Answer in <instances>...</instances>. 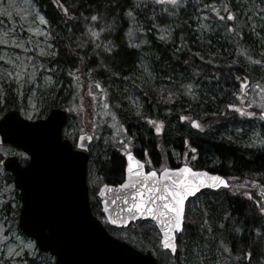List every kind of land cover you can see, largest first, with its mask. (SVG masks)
I'll use <instances>...</instances> for the list:
<instances>
[{
  "label": "trees",
  "instance_id": "1",
  "mask_svg": "<svg viewBox=\"0 0 264 264\" xmlns=\"http://www.w3.org/2000/svg\"><path fill=\"white\" fill-rule=\"evenodd\" d=\"M34 1L48 21L56 50L54 56L34 62L27 71V76L33 81L40 66L56 69V81L48 89L51 96L39 98L44 109L49 111L55 106L66 108L69 112L68 122L71 119V108L77 102L73 97L74 92H81L82 89L85 102L89 109L92 104L94 111L96 101L92 95L106 92L109 107L119 118V123L126 127L132 144L149 148L154 164L161 156L163 161L165 157L169 164H173L169 160V149L183 154L186 150L185 141H188L198 153L197 161L192 164L194 168L230 175L244 181L250 188L264 185V152L257 148L249 149L247 145L219 134L220 128L241 125L245 121L239 112L227 105L234 104L246 109L250 101L257 98L247 94L241 96L240 81L236 77L248 76L250 83L259 82L264 87V63H255L264 60L256 56L250 22L237 13L241 10L238 0H200L192 8L191 0H181L185 4L171 10L170 14L155 12L157 3L154 1ZM213 4L220 16L225 17L224 6L227 5L236 13V19L221 20L211 7H204ZM184 5L185 9L182 8ZM193 7L200 9L195 13ZM188 10L191 16H188ZM129 11L131 15H128ZM202 13L204 17L199 16ZM93 15L99 16V19L92 21ZM154 15L156 17L152 20ZM151 23L153 29L147 25ZM157 23L163 24L162 30L154 28ZM229 25L233 27L231 32L228 31ZM215 26L217 29L213 30L211 27ZM101 29L104 31L101 32ZM91 31L99 35L93 37ZM109 47L110 52L106 50ZM248 56L252 57L251 61L247 59ZM140 58L147 61L149 71L174 78L182 74L183 85L191 84L193 87L190 91L195 90L198 94L189 95L187 90L185 97L184 93L175 89L159 91L152 84L148 85L145 72L138 68ZM87 71L89 74L85 73ZM141 72L142 83H131V78ZM124 86L131 88L133 95L140 100L138 110L125 101ZM2 89L0 115L8 109L20 111L25 106V96L19 99L13 84H3ZM251 89L248 88L249 91ZM169 93H173L171 99ZM180 113L194 117L203 125L204 130H194L181 122ZM156 121L163 123V131L160 133L155 131L156 125L153 122ZM215 124L219 126L214 128ZM4 147L0 146L1 151ZM101 150L99 153L103 155L91 156V167L97 170L106 183H119L124 169V158L119 148L109 144L108 149L104 147ZM2 158L3 154L0 162ZM19 160L26 162L23 156ZM0 179L7 182L9 195L12 193L19 198L12 185V177L2 172ZM254 180L257 181L255 185L252 184ZM211 195L213 200H205L204 210L186 211V242L178 236V250L172 264H184L185 258H192L193 244L203 246L213 254L217 243L230 249L227 256L229 264H264V214L258 210L261 203L245 196L241 198V194L234 196L230 192ZM91 207L109 230H115L103 221L98 200H91ZM18 210L19 205L13 208L6 199L0 203V218L4 223L10 219L16 222ZM10 213L13 214L9 218ZM140 223L135 225L139 226ZM143 232L140 230V233ZM146 234L142 235L140 248L144 249L151 242L160 261L169 259V254L159 246L158 235L151 232ZM245 253H251V256L244 259ZM40 255L42 253L36 251L31 258H16L11 264H37ZM0 264L9 263L0 259Z\"/></svg>",
  "mask_w": 264,
  "mask_h": 264
},
{
  "label": "rangeland",
  "instance_id": "2",
  "mask_svg": "<svg viewBox=\"0 0 264 264\" xmlns=\"http://www.w3.org/2000/svg\"><path fill=\"white\" fill-rule=\"evenodd\" d=\"M142 1H155L157 3V6L154 9L155 12L161 11L165 12L166 14H170L171 10L178 9L182 4H185V2L181 0H179L178 4L176 5H172L170 3L160 4L157 2V0ZM199 1L200 0H191L190 7L192 8V6ZM11 2L16 5V9L18 11L7 9V11L12 12L11 18H8L4 14L0 13V40L8 41V43H0V96H3V84H13L14 92L17 97L20 99L21 97L25 96V106L20 109L22 116L29 120H35L36 118H39L48 112L46 108L44 109L39 98H44L47 95L51 96V93L48 91V89L56 81L54 76L56 69L49 66H40L39 70H37V73L34 75L33 81H31L30 77L27 76V71L34 62H40V60L45 57L54 56L56 50L51 40L52 33L49 29L48 23H41V21L36 16L37 11L40 15H43V13L39 10L37 3L34 0H11ZM8 3L9 0H0V4L5 6ZM237 4L239 8H241V10L239 9L240 11L238 10L237 13L243 15L250 22L251 38L253 45H255L254 50L256 52V56L262 57L264 60V11H261V9L264 8V5H261L259 0H238ZM182 8L185 9V5ZM191 8L188 9L191 10ZM199 9L200 8L198 7L194 8V12L197 13ZM189 10L187 11V14L188 16H191L192 14ZM199 16L204 17L203 13ZM153 17L156 16H152V20ZM147 25H150L153 29V23ZM162 25L163 24L157 23L154 28H156V30H162ZM135 28L137 29L139 26ZM135 28L133 29V32H135ZM211 28L213 30L217 29L216 26ZM6 33L7 35H5ZM21 43L23 44V47H18L17 45ZM42 52L46 54L42 55ZM142 60L143 59L140 58L138 68H140V71L145 72L144 77L147 80L148 85L152 84L159 91H169L171 89H175L181 93H184V96L187 97V89L181 82L182 74H178L176 78L172 76H163L160 73L149 71V67L146 65L147 61ZM7 73H15L19 75L20 81L9 79ZM85 73L89 74L88 71ZM142 77V72L140 75L135 74L133 78H131L130 82L137 83ZM141 83L142 82L140 81V84ZM123 90L126 95L125 101L133 109L138 110L140 108V100L133 95L131 91L132 89L128 88V86H124ZM82 92L83 91L81 89V92L78 90L76 93H73V97L77 99V102L71 108V119L66 122L65 126L63 127V135L75 143V138L79 133L78 131H81L80 129L83 130L86 126L89 127L91 130L90 132L92 133V141L89 146V151L92 155H103V153L101 154L99 152H102L101 149L104 147L108 149L109 144H111V146H116L119 148V150L124 145L129 144L128 136L124 134L122 130L124 128H121L119 118L109 107V98L107 93L101 91L99 94L92 95L94 101H96V109L94 111L92 104H90L91 109H89V105L85 102L86 99L82 95ZM191 93L192 95L198 94V92L195 90H192ZM246 93L248 96H251V98L252 96L253 98L257 97L251 101L249 110L245 109L246 111L255 112L256 109L264 110L257 106L259 103L264 102V100H262L264 93L260 92L259 89H251L250 91L247 89ZM253 101L256 103H253ZM181 116H185V114L180 113L179 117ZM190 120L191 119H180V121L184 122L186 125L191 124ZM217 124H215L214 128ZM195 129L199 130L200 132L204 130L203 128ZM219 134L242 145L253 146L255 148H257V146H264L255 143L256 140L264 139V125L261 124L259 117L245 116V121L241 125L224 126L222 129L220 128ZM169 150V155H173L177 161L178 159L176 158V152L172 151L171 149ZM2 154L3 158L9 154H13L18 158H22L23 156L21 151H16L8 147H4L2 151L0 148L1 157ZM158 160H160V158ZM2 172L4 171L2 170L0 162V175ZM6 184L7 182L5 179H0V196L2 197L0 203L8 199L13 208L16 205H19L20 207L19 198H17L16 195L12 193L9 195ZM87 184L88 187L93 186L94 189V193L89 195L90 200H98L96 191L100 185V177L97 170L91 166H88L87 170ZM205 200H213V195L200 194L195 199L190 200L188 202V206L192 211L204 210L203 204ZM12 214L13 213H10L9 218L12 216ZM16 223L17 221L13 222L11 219L8 220L7 223H4L0 218V227L3 229L0 231V259L1 261L8 262L9 264H11V261L13 262L16 258H31L33 255H35L36 251H38L34 240L22 234L17 229ZM154 229L155 228L152 222L144 221L140 223L139 226L134 225L126 229L113 231V233L119 234L122 238L126 239L125 241H129L133 245L142 246V235L144 233L149 234L150 232L154 235L156 234ZM140 230H144V232L140 233ZM186 238V232H183L181 239H184L183 241L186 242ZM29 243L33 244L32 249L24 247ZM198 246L200 247V250ZM9 248L14 249L12 256L7 254ZM147 248L151 250L157 259L159 258V254L154 249L151 242H149ZM22 249L23 251L21 255H15L16 252H21ZM192 250L194 251V256L192 258H185L184 264H229L227 261V256L229 253L224 252L222 244L217 243L215 249L213 250V254L209 253L207 249L200 245L193 244ZM172 259L173 257L170 256L169 259H164L160 261L159 264H172ZM37 264H53V256L49 255L48 253H43L38 257Z\"/></svg>",
  "mask_w": 264,
  "mask_h": 264
},
{
  "label": "water",
  "instance_id": "3",
  "mask_svg": "<svg viewBox=\"0 0 264 264\" xmlns=\"http://www.w3.org/2000/svg\"><path fill=\"white\" fill-rule=\"evenodd\" d=\"M66 119L67 113L61 107L52 108L44 118L36 120L25 119L14 109L0 116V145H9L28 156L24 165L13 155L2 161L19 195V230L34 240L39 251L53 256V264H158L149 250L143 253L111 236L93 215L86 183L91 141L87 137L91 136L88 133L78 135L73 147L62 137ZM81 137L86 138L81 140ZM81 143L84 147H78ZM124 160L121 182L102 184L97 190L101 212L113 227L149 219L159 231L153 218H132L127 211L135 198L131 188H119L129 178L127 153ZM104 185L112 186V190L105 189L101 194ZM117 196L126 197L127 202L120 199L113 204ZM113 219L116 223L111 222ZM161 238L162 233L160 241Z\"/></svg>",
  "mask_w": 264,
  "mask_h": 264
},
{
  "label": "snow or ice",
  "instance_id": "4",
  "mask_svg": "<svg viewBox=\"0 0 264 264\" xmlns=\"http://www.w3.org/2000/svg\"><path fill=\"white\" fill-rule=\"evenodd\" d=\"M158 3H170L172 5L178 4L179 0H157ZM261 5H264V0H259ZM204 7H211L213 12H216L217 16L220 17L221 20L225 18L229 21H234L236 19V13H234L227 5L224 6V10L226 12L225 16H220L219 11L213 5H204ZM7 9H16V5L9 0V3L5 6L0 4V13L4 14L8 18L12 17V12L7 11ZM18 11V10H17ZM67 12V9H64ZM264 11V8L261 9ZM128 15H131V11H129ZM36 16L41 21V23L47 24L48 21L45 19L43 15H40L39 12H36ZM99 19V16L93 15L91 16L92 21H96ZM207 27V25H205ZM32 30V29H30ZM101 32L104 29L100 30ZM228 31H233V27L231 25L228 26ZM91 36L97 37L99 35L96 31H91ZM7 35V33L5 34ZM242 35V34H241ZM0 43H8L7 40H0ZM18 47H23V44H18ZM107 51H111V48H107ZM46 54V53H41ZM50 54V53H48ZM248 60H252L251 56L247 57ZM187 63V62H185ZM257 64L264 63V61L257 60L255 61ZM71 75V73H69ZM9 79H15L16 81H20V76L15 73H7ZM50 79V78H49ZM236 79L240 81V95L245 96L246 89L253 88L259 89L260 92L264 93V87L261 86L259 82L254 84L250 83L248 76H244L243 78L237 76ZM99 87V85H97ZM188 91L189 95H192L191 88L193 87L191 84L184 86ZM173 97V93H169V99ZM264 100V97H262ZM253 103H256L253 101ZM259 108L264 109V102L259 103L257 105ZM228 108L234 109L239 112L241 116L253 117L256 113L252 111H246L243 107H238L234 104L227 105ZM261 119H264V111L259 113ZM181 120L190 119L189 117L181 116ZM155 123V131L160 133L163 129L162 122H153ZM191 125L194 128L202 129L203 125L195 120H190ZM86 137H81V140ZM87 139H91V137H87ZM187 143V141H185ZM255 143L259 145H264V139L256 140ZM78 147H84L81 143ZM127 147V146H126ZM191 154L196 153L195 148L190 149ZM190 153H185L186 160L180 167L171 168L162 165L160 170L152 169L150 171H142L144 168V164L141 161L136 160L131 151H127V172L129 174V178L124 181V183L119 185L120 189L131 188L132 195L135 198L132 203L128 205V213L132 218L136 216L141 217H151L158 224L159 231L162 233L161 245L163 248L170 250L171 253L175 254L178 250V236L177 234H182L185 231L186 224V201L189 197H196L197 193L200 192L202 188H213L219 189L221 187L229 188L231 185L229 181L219 174H215L213 172L207 171L202 168H194L191 166L187 160H195V155H190ZM147 153H145L146 155ZM150 163V161H149ZM252 184H257V181H252ZM264 189V185L261 186ZM107 189L109 191L112 190V186L104 185L101 188V194L104 193V190ZM124 199L127 202L126 197L117 196L116 199L112 201L113 204L116 203L117 200ZM259 203V202H257ZM107 210V209H106ZM259 212L264 214V204L259 206ZM112 223H116V220H112ZM2 227H0V231H2ZM6 239V237H5ZM24 247L28 249L33 248V244L29 243ZM224 252L230 254V249L227 246H223ZM21 252H16L15 255H21ZM14 253V249L9 248L8 255L12 256ZM251 256V253L243 254L244 259H247Z\"/></svg>",
  "mask_w": 264,
  "mask_h": 264
},
{
  "label": "flooded vegetation",
  "instance_id": "5",
  "mask_svg": "<svg viewBox=\"0 0 264 264\" xmlns=\"http://www.w3.org/2000/svg\"><path fill=\"white\" fill-rule=\"evenodd\" d=\"M193 119V118H192ZM189 127H191L192 125L191 124H188ZM127 146V147H126ZM193 147V146H192ZM249 149H254L255 147L253 146H247ZM258 149H261L263 152H264V146L262 147H259L257 146ZM126 150L129 149V146L128 144L125 145V148ZM133 151H134V155L137 157V159L139 161H141L143 164H144V167H145V171H148V170H152L153 169V155L151 154L149 148H142L140 146H136L134 144V147H132ZM124 151V150H122ZM172 151H175L172 149ZM176 152V151H175ZM145 153H147L145 155ZM188 153H190V150L188 151ZM190 155H195L196 156V159L195 160H191V159H188L187 162L192 165L195 163V161H197L198 159V153L196 152L195 154H191ZM91 157V156H90ZM171 161H173L172 163L173 164H169L170 167H176L178 164H183L186 160V157H181L179 155V153L176 152V158L178 159L177 161L175 160V157L173 155H169ZM150 161V163H149ZM175 163V164H174ZM156 164H159V160H157V163ZM226 176V175H224ZM227 180L229 181V184L231 185V187L227 188L231 193H238L239 191L243 190V191H246L248 194L252 195V198H257L256 195H259V196H262L261 195V187L260 186H254L253 188H246L245 185L239 180V179H236L230 175H227L226 176ZM235 179L236 181L234 182ZM103 180V179H102ZM102 182H105L104 180ZM215 192H220V191H215ZM202 193H207V194H210V192H206V191H202ZM242 198V197H241Z\"/></svg>",
  "mask_w": 264,
  "mask_h": 264
}]
</instances>
